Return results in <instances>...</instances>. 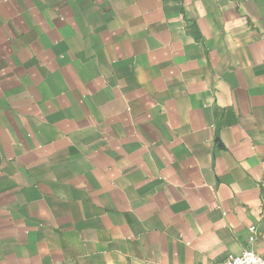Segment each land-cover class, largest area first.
<instances>
[{"label": "crops", "instance_id": "0c3cea01", "mask_svg": "<svg viewBox=\"0 0 264 264\" xmlns=\"http://www.w3.org/2000/svg\"><path fill=\"white\" fill-rule=\"evenodd\" d=\"M247 249L264 258V0H0V264Z\"/></svg>", "mask_w": 264, "mask_h": 264}, {"label": "built area", "instance_id": "2783aa9c", "mask_svg": "<svg viewBox=\"0 0 264 264\" xmlns=\"http://www.w3.org/2000/svg\"><path fill=\"white\" fill-rule=\"evenodd\" d=\"M251 242L255 241L256 230L255 228L250 229ZM221 264H264V258L256 253L254 250L247 249L239 256L228 257L223 260Z\"/></svg>", "mask_w": 264, "mask_h": 264}]
</instances>
